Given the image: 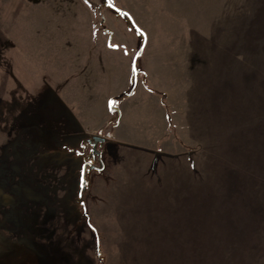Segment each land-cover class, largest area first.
<instances>
[{
  "label": "rangeland",
  "instance_id": "obj_1",
  "mask_svg": "<svg viewBox=\"0 0 264 264\" xmlns=\"http://www.w3.org/2000/svg\"><path fill=\"white\" fill-rule=\"evenodd\" d=\"M111 2L146 36L137 71L167 85L174 155L118 208L87 199L88 174L87 225L57 95L74 0H0V264H264V0Z\"/></svg>",
  "mask_w": 264,
  "mask_h": 264
},
{
  "label": "crops",
  "instance_id": "obj_2",
  "mask_svg": "<svg viewBox=\"0 0 264 264\" xmlns=\"http://www.w3.org/2000/svg\"><path fill=\"white\" fill-rule=\"evenodd\" d=\"M73 5L77 11L74 21L79 28L61 35L58 42L64 45L61 51H66L58 69L68 71L67 79L57 85V95L68 117L64 119L63 132L77 143L90 136L105 138L104 169L91 175L87 199L94 204L108 201L116 208L127 206L128 198L135 195L141 184L146 186L152 181L158 187L157 179L149 175V167H155L160 174L162 155H174L173 122L166 101L163 103L160 97L167 96V85L155 86L147 69H143L147 85L139 76L133 94L117 102V123L110 124L113 114L109 102L129 91L135 52L144 38L126 21L106 13L98 2L74 0ZM128 12L137 22L132 11ZM146 47L145 36L144 51ZM172 162L174 165L175 161ZM118 181L130 182L126 191L113 187ZM86 202L90 207L91 203ZM97 213L101 215L100 211Z\"/></svg>",
  "mask_w": 264,
  "mask_h": 264
},
{
  "label": "water",
  "instance_id": "obj_3",
  "mask_svg": "<svg viewBox=\"0 0 264 264\" xmlns=\"http://www.w3.org/2000/svg\"><path fill=\"white\" fill-rule=\"evenodd\" d=\"M105 1V5L108 9L112 10L115 13H120L121 10L117 9L111 2V0H104ZM137 34V33H136ZM138 36H140L139 34H137ZM144 41L142 43L141 48L139 49V51L135 54L134 57V64L133 66H135V61L143 54L144 52V48H145V37ZM88 144L91 146V151L94 152L97 156L98 159V163L99 166H92L89 162H83L81 164V168H80V173H79V184H78V193H77V199H76V203L77 205L80 207V210L82 212V219H84L86 221L87 225H90V221H89V217L87 215V210H86V203L84 200V194L87 191V186H86V176L88 174H90L92 171L96 172V173H101L104 169V164L102 161V153L101 151L98 150V148L102 149L104 144L106 143L105 138L101 137V136H90L89 138L85 139L84 141H82L81 145L84 144ZM64 149H66V146L63 147ZM77 150L74 151V153H76ZM96 250H97V254L99 252V242H98V237L96 235Z\"/></svg>",
  "mask_w": 264,
  "mask_h": 264
},
{
  "label": "trees",
  "instance_id": "obj_4",
  "mask_svg": "<svg viewBox=\"0 0 264 264\" xmlns=\"http://www.w3.org/2000/svg\"><path fill=\"white\" fill-rule=\"evenodd\" d=\"M104 5H105V1H104ZM106 7V5H105ZM107 8V7H106ZM117 8V7H116ZM119 9V8H117ZM120 10V9H119ZM116 17L126 21L129 25V27L137 34H139L140 36L142 37H145L144 33L135 25V22L133 21L132 17L125 11L121 10L120 13H115ZM142 75V78H143V82L145 84V79H146V76H145V73H143L142 71H137V69L135 68V66H133V74H132V84H131V87L129 89V91L127 93H124V94H121L115 98H113L110 102H109V110L111 112V114H113V117L111 118V120L109 121L110 124H116L117 121H118V117H119V112H118V109H117V102L124 98V97H128L130 96L131 94H133L134 92V89H135V86H136V82H137V79L138 77ZM161 97L164 98V95L161 94ZM91 227V226H90ZM99 263L101 264V261H99Z\"/></svg>",
  "mask_w": 264,
  "mask_h": 264
},
{
  "label": "flooded vegetation",
  "instance_id": "obj_5",
  "mask_svg": "<svg viewBox=\"0 0 264 264\" xmlns=\"http://www.w3.org/2000/svg\"><path fill=\"white\" fill-rule=\"evenodd\" d=\"M81 143L82 142H80L79 149L77 150L75 154H77L78 157L82 159V163L89 162L92 166L98 167L99 166L98 159H97L96 154L91 151V146L86 143L84 145H81ZM98 150L101 151L100 148H98Z\"/></svg>",
  "mask_w": 264,
  "mask_h": 264
}]
</instances>
